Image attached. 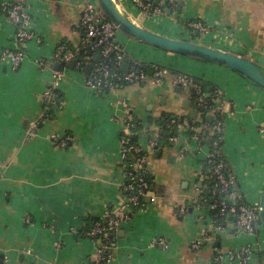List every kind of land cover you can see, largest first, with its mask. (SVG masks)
Segmentation results:
<instances>
[{
  "label": "crops",
  "instance_id": "obj_1",
  "mask_svg": "<svg viewBox=\"0 0 264 264\" xmlns=\"http://www.w3.org/2000/svg\"><path fill=\"white\" fill-rule=\"evenodd\" d=\"M11 1L0 0V54L15 42V27L2 10ZM180 1L183 4L177 2L161 23L146 22L145 27L189 40L187 24L202 20L213 26L203 43L264 66V0ZM32 3L33 28L43 42L29 44L28 57L18 70L0 59V262L91 264L100 241L79 233L90 218H102L123 199L127 168L121 135L129 109L145 127L156 130L152 119L175 111L185 117L193 108L187 91L175 86V74L161 85H127L99 94L87 85L86 72L67 66L59 87L63 103L51 117L42 118L43 93L53 83V73L41 70L36 60L51 57L60 44L75 48L79 43L80 0ZM157 55L162 64L215 84L230 101L224 156L244 199L261 205L264 88L224 65L163 49ZM39 118L36 133L29 135L30 125ZM146 136L141 135L139 143L149 153L154 199L147 197L146 206L121 230L124 233L113 238L112 264H210L214 250L209 245L191 247L213 226L211 205L201 199L209 147L198 149L184 126L175 141L161 147L152 148ZM213 236L222 251L252 246L249 264H264V233H239L232 220Z\"/></svg>",
  "mask_w": 264,
  "mask_h": 264
},
{
  "label": "built area",
  "instance_id": "obj_2",
  "mask_svg": "<svg viewBox=\"0 0 264 264\" xmlns=\"http://www.w3.org/2000/svg\"><path fill=\"white\" fill-rule=\"evenodd\" d=\"M121 2L133 20L143 27H145L146 22L161 23V19L168 15L167 10H173L177 6L176 0H121ZM79 8L81 12L80 22L77 25L80 37L79 47L73 48L71 45L63 43L56 48L51 57H40L36 60L41 70H50L53 73V83L43 93L42 118L49 116L54 108L62 105L59 87L64 78L67 64L72 60L75 61L74 67L79 70H85L89 63L93 64L90 73L87 74V85L99 94H108L132 84L151 82L153 85H161L170 77V67L154 61L137 59L127 52L117 38L119 28L109 19L98 0H80ZM2 10L15 27V42L13 47L1 52L0 59L9 63L13 70H18L28 57L29 44L33 41L41 44L43 38L33 28L32 0H12L3 4ZM212 32L213 26L211 24L196 20L189 23L187 36L190 41L203 43L206 42V37ZM78 52L81 53V57H78ZM96 56H98L97 59ZM125 61L130 63L127 71L122 69ZM56 62H65L66 67L54 69L53 65ZM173 81L175 86L181 85L183 88H193L199 94L197 102L199 106L207 104L210 95L203 92L202 87L196 83L193 75L179 71L174 75ZM217 92L220 96L212 97L213 105L208 116H212L213 120H216L211 130L220 133L219 139L211 144L204 141L202 133L208 123L194 124L189 119H185L183 126L189 132L191 140L197 145L198 149H201L205 144L209 147L206 160L212 164L211 173L208 176L216 180L213 192L224 194L221 202L211 204L212 210L220 207V213L226 217L227 223L235 217L234 224L239 233L259 236L264 233L260 215L261 205L247 202L241 194L235 173L230 175L225 173V168L228 165L224 156L225 112L230 101L222 96L220 89ZM134 119V112L129 109V118L125 122V130L123 136H121L124 161H126L130 152L141 153L146 151L139 141L132 142L131 140L132 128L135 125L133 123ZM40 120L39 118L30 125L29 135L36 133L38 125L41 123ZM156 131L155 139L147 135L152 148H157V139L162 134L159 127L156 128ZM171 139L176 140V138ZM148 162L149 156L136 155L129 172L125 175L123 199L120 205L112 211L107 210L101 218L102 220L89 233L90 237H97L101 244L91 264H112L114 260V253L111 249L112 237L118 235L129 223L135 211H140L146 206L145 199L147 197L150 196L154 199V196H151L150 183L146 177V174L150 171ZM201 199H203V194H201ZM184 211L183 208L182 212ZM28 221H30V218H28ZM224 228V225L213 219V226L206 234L197 238L191 244V247L198 250L209 245L214 250V256L210 264H229L230 262L249 264L255 253L252 246L245 245L239 249H229L227 251H222L217 246L213 235ZM161 243L165 244L166 242L161 240Z\"/></svg>",
  "mask_w": 264,
  "mask_h": 264
},
{
  "label": "water",
  "instance_id": "obj_3",
  "mask_svg": "<svg viewBox=\"0 0 264 264\" xmlns=\"http://www.w3.org/2000/svg\"><path fill=\"white\" fill-rule=\"evenodd\" d=\"M182 5V1L176 0ZM101 8L104 10L109 19L119 28L121 32L129 36L130 38L152 45L163 50L181 54L184 56L196 58L206 62L216 63L227 66L232 70L239 72L246 76L257 85L264 88V66L260 63L249 59L243 55L219 49L204 43L190 41L185 39H177L171 36H167L149 28L139 25L132 17L125 15L116 5L115 0H98ZM168 13H172L171 9L167 10ZM98 56H96V59ZM130 63L125 61L122 65V69L127 71ZM68 67L74 68L75 61L72 60L67 64ZM66 67L65 62H56L55 68L59 69ZM93 67L92 63H89L85 72L90 73ZM178 90H183L181 85H178ZM189 100L185 101L184 107L189 108ZM192 118H196L197 109L191 110ZM208 120H213L212 116H208ZM159 153V152H158ZM154 188V187H152ZM261 221L264 227V192L261 201ZM124 232L121 231V235Z\"/></svg>",
  "mask_w": 264,
  "mask_h": 264
},
{
  "label": "trees",
  "instance_id": "obj_4",
  "mask_svg": "<svg viewBox=\"0 0 264 264\" xmlns=\"http://www.w3.org/2000/svg\"><path fill=\"white\" fill-rule=\"evenodd\" d=\"M187 26L189 27V24H187ZM83 70L84 69H80V71H83ZM177 72L179 71L171 68L170 76L176 74ZM195 79H196V83L202 87L203 92H206L210 95L208 97L207 104L204 106H199L197 104L198 99H199V94L193 88H190V89L186 88L185 90L188 93V97H189V100L191 101L192 108L197 109V116L196 118H192L190 115H187L185 116V118H183L181 116H176L174 114H167L161 118L152 119L151 122L156 123L158 127L160 128V131L162 130V134L157 139V147H161L163 144L172 143L173 140L171 138H177L179 136V130L181 126H183L185 119H189V121L194 124L196 123L202 124L203 122L208 123L202 133V137L204 138L205 142L211 144L214 141L219 139L220 133H217L216 131L211 130V127L216 123V120H208V113L213 105L212 97L220 96V94L217 92L219 88L218 86L207 81L204 78L195 77ZM52 113L53 112H51L49 116H46L45 119L51 117ZM134 118L135 119L133 120V123L135 125L132 128V131H133V135L131 136L132 142H138L139 137L143 134H147L150 137H154L155 139L157 135V131L152 130L150 126L145 127L144 124L142 123V119L139 118L137 115H134ZM121 136H123V133ZM136 155L137 156H149V153L147 151H143L141 153H134V152L128 153L126 161H125L126 167L128 169V170L126 169V173L129 172L132 163L135 161ZM211 168H212V164L208 160H204L203 173L205 174L206 179L204 180V184L202 186V194H203L202 204L203 205H211L214 203H218V202H221V200L224 198V194H221L220 192H216V193L213 192L216 180L215 178L208 176L211 173ZM225 173L227 175L234 173L231 169V166L229 165V162H228L227 167L225 168ZM146 177L149 180L150 188L152 189L154 180H153L151 171H149L146 174ZM145 202H146V199H145ZM212 211H213L214 220L226 226L227 225L226 217L221 215L220 207H216ZM101 220H102L101 218H95V217L90 218L88 222V226L86 228H83L80 231L79 236L90 238L89 233L93 230L95 225ZM232 220L234 221L235 217H233ZM116 236H113L112 238ZM91 238L97 239V237H91ZM111 245H112V242H111ZM0 264H2V261L0 262Z\"/></svg>",
  "mask_w": 264,
  "mask_h": 264
},
{
  "label": "rangeland",
  "instance_id": "obj_5",
  "mask_svg": "<svg viewBox=\"0 0 264 264\" xmlns=\"http://www.w3.org/2000/svg\"><path fill=\"white\" fill-rule=\"evenodd\" d=\"M161 20H163V19H161ZM117 38H118L120 44H122L125 47V49L127 50V52H129L130 54H132L135 58L140 59V60H143V61H152V62H153V60H159L160 64H162L161 63V57L157 55V50H162L161 48H157V47H154L152 45H149V44H146V43H143V42L136 41L134 39L132 40V38L130 39V37H128L126 34H124L121 31H118V37ZM188 39H190V38L188 37ZM79 45H80V40H79V43L77 41L75 47L78 48ZM77 55H78V57H81V53L80 52H78ZM201 62H205V61L202 60ZM162 65L170 67L167 64H162ZM69 69L70 70H73V71L80 72L82 74H85V71L84 70L83 71H80V70H78L76 68H69ZM146 84H152V83L151 82H148ZM132 85L143 86V84H132ZM185 89L186 88H184V90ZM184 90H182V91L184 92ZM176 100H178V99H176ZM175 112L176 113H172V114H175L176 116H180V114H179L178 111H175ZM213 238H214V236H213Z\"/></svg>",
  "mask_w": 264,
  "mask_h": 264
},
{
  "label": "bare ground",
  "instance_id": "obj_6",
  "mask_svg": "<svg viewBox=\"0 0 264 264\" xmlns=\"http://www.w3.org/2000/svg\"><path fill=\"white\" fill-rule=\"evenodd\" d=\"M117 7L125 14L131 17L128 11L124 9V7L120 4L119 0H115Z\"/></svg>",
  "mask_w": 264,
  "mask_h": 264
}]
</instances>
